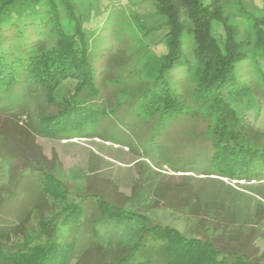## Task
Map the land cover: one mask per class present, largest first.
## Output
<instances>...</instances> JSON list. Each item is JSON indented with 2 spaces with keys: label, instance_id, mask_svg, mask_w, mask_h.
<instances>
[{
  "label": "rangeland",
  "instance_id": "374dc122",
  "mask_svg": "<svg viewBox=\"0 0 264 264\" xmlns=\"http://www.w3.org/2000/svg\"><path fill=\"white\" fill-rule=\"evenodd\" d=\"M73 2L82 19L75 45L88 48L94 63L92 84L80 79L75 87V80L65 81L55 92L63 102L51 100L46 91L31 96L36 85L17 86L3 101L0 248H22L18 256L23 264L36 256L45 261L52 254L62 260L59 264H142L145 259L130 252L143 234L147 255L153 264H162V241L144 234L154 225L202 239H211L217 227L222 232L243 226L246 252L260 255L264 210L262 215L256 212L264 209V50L253 45L251 57L236 66V74L252 87L244 100L231 103L241 122L239 136L218 146L215 124L198 108L193 93L202 71L195 58L194 27L181 36L183 65L165 67L168 25L155 0ZM218 3L229 22L240 26L241 37L254 42L248 14L264 15V0ZM68 12L62 0H25L3 12L1 23L19 49L14 23L58 18L65 29H74L76 21ZM29 28L27 55L43 58L58 47L55 27L45 24L38 35L35 27ZM213 31L218 37L224 33L216 22ZM163 76L176 82L182 94L184 102L175 115H161L160 109L150 114L144 107L143 94ZM39 83L47 92L54 89L53 79ZM70 103L93 107L95 117L78 128L63 122L49 127L50 118L72 107ZM228 143L249 162L245 174L218 168L216 155L229 151ZM36 146L47 161L24 157L22 147L32 151ZM225 165L227 171L236 169L231 160ZM62 241L69 243L71 256L56 253Z\"/></svg>",
  "mask_w": 264,
  "mask_h": 264
},
{
  "label": "trees",
  "instance_id": "16d2710c",
  "mask_svg": "<svg viewBox=\"0 0 264 264\" xmlns=\"http://www.w3.org/2000/svg\"><path fill=\"white\" fill-rule=\"evenodd\" d=\"M19 1L25 0H4L0 5V109L1 107L4 109V106H2L3 101L8 99L9 95H12L13 89L17 86L20 88L24 86L33 88L36 85L37 88L31 91V96H40L46 91L51 100L62 101L55 96V92L65 81L73 79L77 82V80L82 79L88 80V86L92 84L94 63L88 48L85 45L79 47L75 45L77 41L75 36L81 31L82 19L81 15H76L78 10L73 0L62 1L68 6L69 17L76 21L74 29H65L58 18L55 20L49 19L48 21L40 19L39 21L25 22L24 20L19 25L14 23L13 25H16L15 28L20 33L18 36L20 48L18 49L15 48V41L6 34V28L8 27L2 26L1 14L7 10L9 11V8L19 3ZM33 1L40 2V0ZM218 1L155 0L154 4L157 11L165 16L168 25L166 34L168 52L163 55L165 67L174 68L183 65L184 48L181 36L186 29L192 31L194 27L193 32L197 42V47L194 50L195 58L198 68L202 71L195 80L193 93L199 103L198 108L202 109L205 116L215 124L213 127V132L217 133L215 144L219 146V143L222 144L224 139L236 138L241 132L238 128L241 122L238 118L237 108L231 103L236 99L244 100L252 87V83L238 76L235 71L239 62L249 59L254 53L252 52L253 45L264 50V30L262 28L264 15L254 17V15L248 14L255 27L256 38L253 42L250 37H241L240 26L229 22L228 16L223 14ZM242 9L243 7L241 13ZM189 20L193 22L192 27L188 22ZM215 22L219 23L224 29L221 37H218L213 31ZM45 24L57 29L59 34L58 47L50 54H45L43 58H33L32 54H26L29 49L26 42V38L29 37L27 29L35 27L38 35L41 32L40 28ZM81 38H83V33H81ZM45 79H53L54 81L52 83L54 89L51 90V93L47 92V88L40 89L41 84H38V81ZM165 79L167 78L164 76L163 79H157L153 86L143 94L147 99L144 102V107L150 114L160 109L161 115H175L180 111L181 104L184 102L181 92L177 89L176 82L171 83L168 79ZM78 86L79 83L77 82L75 87ZM228 98L232 99L228 101ZM70 104L73 106L61 110L55 119L50 118L49 127L60 125L63 122L65 124L71 123L73 128H78L95 117L93 107L84 106L82 103ZM47 125L46 127H48ZM225 145L230 146L229 151L224 149L219 154L220 156L216 155L215 158L217 160L218 156V164L220 165L218 168L221 171H226L225 173L232 171L233 174H245L249 162L246 161L244 154L243 160L241 154L232 151L233 146L229 143ZM21 150L28 160L43 163L47 159L39 146H36L32 151L23 147ZM248 150L253 152L251 148ZM258 151L259 149L254 150V152ZM223 155L225 156L223 157ZM229 160L236 169L227 171L228 167L225 164ZM240 163H243L245 167L239 165ZM263 210L258 209L256 214L262 215ZM243 229L244 227L240 226L239 228H233L231 231L221 232L217 227L215 235L211 239H202L187 237L177 229L154 225L148 228L144 234L148 233L162 241L158 251L164 257L162 264H264V251L260 255L255 254L254 256H251L248 251L246 252L244 242L247 237L242 238ZM245 234H248L249 237L250 232H245ZM144 240L143 234L140 235L138 242L132 247L133 252L130 253L141 255V258L145 259L142 264H153V258L146 253L149 247ZM67 243L66 241L59 242L56 245V253L65 251L71 256ZM22 251V248L19 247L12 249L2 246L0 248V264H20L24 262L20 258L22 257ZM53 256L54 254L47 256L45 261L36 256L31 264H59L62 262L61 259L55 260Z\"/></svg>",
  "mask_w": 264,
  "mask_h": 264
}]
</instances>
